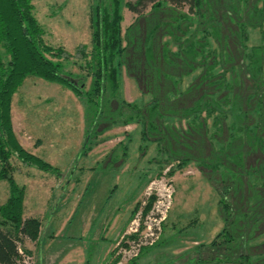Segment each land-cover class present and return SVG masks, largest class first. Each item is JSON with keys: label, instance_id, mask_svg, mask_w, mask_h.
<instances>
[{"label": "rangeland", "instance_id": "rangeland-1", "mask_svg": "<svg viewBox=\"0 0 264 264\" xmlns=\"http://www.w3.org/2000/svg\"><path fill=\"white\" fill-rule=\"evenodd\" d=\"M100 1L30 0L32 14L43 30L42 41L69 54L78 44L89 49L93 9ZM120 13L121 42L126 45V64L118 69L120 97L142 105L157 90L167 89V76L184 89L201 67L188 69L179 59L181 50L188 42L199 47L204 38L194 29L190 15L165 2L157 10L147 3L138 13L122 4ZM132 23L134 30L139 29L130 30L125 37L124 30ZM207 40V47L201 45L203 54L214 47L212 40ZM257 41V30L249 29L246 45ZM73 60L63 61V69L84 79L87 89L90 77L78 66L83 61ZM148 68L160 72L159 89L153 88ZM186 70L189 72L184 74ZM114 107L112 101L110 109ZM97 109L60 84L34 76L25 77L13 94L11 122L17 140L58 170L52 174L24 166L13 155L8 158V173L23 186V217L39 221L36 237L25 236L20 245L18 264H104L109 259L118 264L121 250L116 249V242L126 247L148 235L146 216L157 194L167 188L170 203L159 222L157 238L139 245L136 255L120 260V264H264L262 226L250 232L248 239L244 237L241 245L236 243V249L230 248L224 234L210 245L223 221L218 215V197L193 161L168 174L171 164L177 162L174 160L157 175L158 159L164 156L157 153L153 142L140 139L139 123L116 122L105 127L101 119L93 132L90 126ZM189 119L163 118L176 128H184ZM8 195L7 181L2 179L0 204ZM134 214L137 218L132 225ZM239 248L248 252L246 259L238 256Z\"/></svg>", "mask_w": 264, "mask_h": 264}, {"label": "trees", "instance_id": "trees-1", "mask_svg": "<svg viewBox=\"0 0 264 264\" xmlns=\"http://www.w3.org/2000/svg\"><path fill=\"white\" fill-rule=\"evenodd\" d=\"M162 2L178 12L185 10L195 22L194 29L203 33L199 47L188 42L179 58L188 69L197 66L201 70L182 90L167 76L164 91L159 89L160 72L148 68L158 94H151L142 105L126 102L119 95L118 69L126 64L120 7L123 4L138 13L147 3L157 10ZM93 12L90 48L78 44L69 54L42 41L43 30L32 14L30 0H0V180L7 181L9 191L0 204V264H18L17 247L23 245L25 236L34 239L39 228L38 219L23 217V186L8 173V158L13 155L24 166L58 174L55 166L21 146L12 128V96L27 76L60 84L98 107L90 126L93 132L101 119L105 127L116 122L139 123L140 139L153 142L164 156L158 159L157 175L174 160L168 174L193 161L213 187L223 221L210 245L224 234L230 248L236 249V243L241 245L250 232L264 229V0H102ZM134 26L125 28V37L130 30L138 31ZM249 29L257 30L258 41L246 45ZM207 38L214 47L203 54L201 45L206 46ZM70 58L73 63L83 61L78 66L90 77L87 89L84 79L63 69V61ZM145 76L150 79L146 70ZM112 101L114 109H110ZM165 117L190 119L184 128H176L165 123ZM238 250V256L246 259L248 252Z\"/></svg>", "mask_w": 264, "mask_h": 264}, {"label": "built area", "instance_id": "built-area-1", "mask_svg": "<svg viewBox=\"0 0 264 264\" xmlns=\"http://www.w3.org/2000/svg\"><path fill=\"white\" fill-rule=\"evenodd\" d=\"M157 199L156 202L153 204L152 209L146 216V220H147L146 229L148 230V235L143 239H139L134 242H131V244H128L126 247H123L121 245L118 246V242H116L117 245L116 249L119 251L121 250V259H119L118 264H120L121 262L120 260L122 259L126 260L128 258L134 257V255H136V252L138 251L139 245L152 243L154 241L153 237L154 236L156 237V235L159 233L160 231L159 222L161 219L164 218V211L167 209L170 203V190L167 188V192H165L164 190V192L159 194V196L157 194ZM136 218L137 215L134 214L131 219L132 225L133 223H135ZM17 252L20 253V246L17 247Z\"/></svg>", "mask_w": 264, "mask_h": 264}, {"label": "crops", "instance_id": "crops-1", "mask_svg": "<svg viewBox=\"0 0 264 264\" xmlns=\"http://www.w3.org/2000/svg\"><path fill=\"white\" fill-rule=\"evenodd\" d=\"M111 247H112V245H111ZM110 250H111V248H110ZM109 253H110V251H109Z\"/></svg>", "mask_w": 264, "mask_h": 264}]
</instances>
